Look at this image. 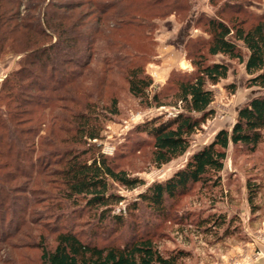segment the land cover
<instances>
[{"label":"trees","instance_id":"obj_1","mask_svg":"<svg viewBox=\"0 0 264 264\" xmlns=\"http://www.w3.org/2000/svg\"><path fill=\"white\" fill-rule=\"evenodd\" d=\"M245 1H222L213 15L193 19L207 37L183 45L191 71L171 70L152 90L146 66L155 56V20L190 18V0H0V58L19 55L0 80V264L24 258L19 250L33 246L41 264H183L191 256L182 248L161 249L150 221L113 213L123 197L111 186L131 190L144 181L129 177L90 141L100 138L104 113L118 114L123 84L142 108L176 109L132 128L149 148V163L160 167L183 155L214 113L210 86L230 71L226 61L209 59L216 55L243 64L246 87L264 88V13L247 11ZM263 142L264 94H257L237 108L229 129H219L125 209L133 214L142 206L165 218L169 203L193 185L219 186L229 146L254 153ZM245 187L254 213L258 185L247 179ZM68 209L87 215L79 229L54 225ZM225 222L216 215L197 225L207 232L209 224L219 229ZM228 225L221 237L233 233ZM128 228L134 231L127 236Z\"/></svg>","mask_w":264,"mask_h":264},{"label":"rangeland","instance_id":"obj_2","mask_svg":"<svg viewBox=\"0 0 264 264\" xmlns=\"http://www.w3.org/2000/svg\"><path fill=\"white\" fill-rule=\"evenodd\" d=\"M190 1L192 3L190 18L181 14L179 16L170 15L171 18L168 20L169 17L155 20L156 28L151 34L155 42L154 57L158 55L160 45H167L166 47L169 48L164 55L170 54V51L176 54L175 47L170 43L178 38L184 39L183 45L188 38L192 39L197 36L206 38L207 35L202 31L203 26L194 25L191 21L200 15H213L225 0L213 1L212 6L208 4V0ZM243 3L244 8L255 15L264 13V0H247ZM182 52L185 56L184 47H182ZM243 53L245 55V51ZM154 57L146 66L149 72L159 66V62ZM18 58L19 55L14 54H7L0 58V78L16 66ZM209 59L226 61L230 66V71L226 79L210 86L214 92L210 108L214 113L192 135L190 145L183 155L160 167L149 163V148L145 143L135 140L136 135L131 130L144 119L160 114H165L166 117L172 116L176 109L173 106L142 108L127 92L123 84L116 92L118 114L104 113L101 136L96 141L90 142L98 148L100 153L116 161L119 168L125 169L129 177L143 179L144 184L131 190L117 184L111 186L112 191L123 197L121 202L113 208V213H121L128 221H150L152 225H155L152 231L156 232L161 249L182 248L190 251L191 256L185 258L183 264H264V142L254 153H248L239 146H229L223 169L220 172L219 186L193 185L186 194L169 203L170 212L165 218L152 217L142 206L133 214L125 209L126 205L137 200L138 194L151 183L163 181L181 168L188 157L209 143L219 129H229L235 120L239 106L254 95L264 94V88L245 86L247 75L243 64L225 59L222 55ZM191 69L190 66L186 70L178 71L189 72ZM229 83L236 86L234 92L226 89ZM151 89H157L154 82ZM247 179L251 184L258 185V193L254 200L258 209L254 213L250 211L247 203L245 187ZM216 215L225 216L229 223L228 229L233 233L224 237L220 236L227 227V222L219 229L209 224L211 227L207 232L203 230L205 225H197L200 219ZM86 219V214H73L68 209L63 212L62 219L54 225L58 229L76 225V229H79L82 227L79 223ZM142 229L140 226L137 232L140 233ZM133 231L134 229L128 228L126 235L128 236ZM52 237L50 235L49 240ZM18 253L19 255L22 253L21 256L24 258L15 255L13 264H41L38 259L39 250L34 246L21 249Z\"/></svg>","mask_w":264,"mask_h":264},{"label":"crops","instance_id":"obj_3","mask_svg":"<svg viewBox=\"0 0 264 264\" xmlns=\"http://www.w3.org/2000/svg\"><path fill=\"white\" fill-rule=\"evenodd\" d=\"M170 18L171 17L167 18V20ZM183 42L184 39L182 40L181 38H178L172 43H170V45L175 47L176 54H174L173 51L172 52L170 51V54L164 55V53L167 52L169 48L166 47L167 45L166 46L160 45V49H159L160 51H158L157 53L158 55L154 57V59H156L159 62L158 64L159 66H157L155 70L153 69V71L150 72L146 68L147 72L153 78L155 87L158 88L165 82L171 70H186L190 68V64L186 61V58L182 52Z\"/></svg>","mask_w":264,"mask_h":264},{"label":"built area","instance_id":"obj_4","mask_svg":"<svg viewBox=\"0 0 264 264\" xmlns=\"http://www.w3.org/2000/svg\"><path fill=\"white\" fill-rule=\"evenodd\" d=\"M96 140H97V139H92L91 141L94 142V141H96Z\"/></svg>","mask_w":264,"mask_h":264}]
</instances>
